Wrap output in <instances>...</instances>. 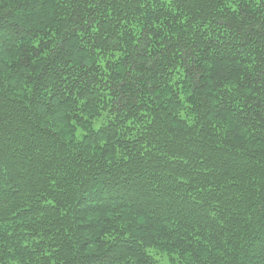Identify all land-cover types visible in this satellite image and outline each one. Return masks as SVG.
<instances>
[{"label":"trees","instance_id":"1","mask_svg":"<svg viewBox=\"0 0 264 264\" xmlns=\"http://www.w3.org/2000/svg\"><path fill=\"white\" fill-rule=\"evenodd\" d=\"M0 264H264V0H0Z\"/></svg>","mask_w":264,"mask_h":264}]
</instances>
